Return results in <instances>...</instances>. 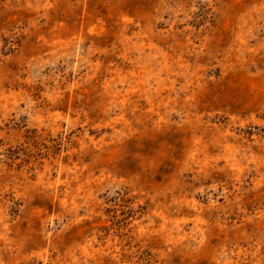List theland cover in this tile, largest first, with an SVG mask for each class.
Returning <instances> with one entry per match:
<instances>
[{"label": "rangeland", "instance_id": "obj_1", "mask_svg": "<svg viewBox=\"0 0 264 264\" xmlns=\"http://www.w3.org/2000/svg\"><path fill=\"white\" fill-rule=\"evenodd\" d=\"M0 264H264V0H0Z\"/></svg>", "mask_w": 264, "mask_h": 264}]
</instances>
